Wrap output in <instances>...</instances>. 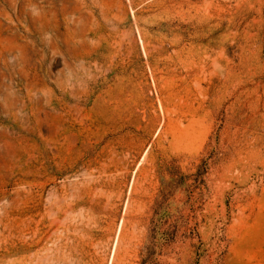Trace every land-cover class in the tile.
<instances>
[{
	"label": "rangeland",
	"instance_id": "1",
	"mask_svg": "<svg viewBox=\"0 0 264 264\" xmlns=\"http://www.w3.org/2000/svg\"><path fill=\"white\" fill-rule=\"evenodd\" d=\"M101 1L94 36L92 0H0V83L69 125L0 96V264H264V0Z\"/></svg>",
	"mask_w": 264,
	"mask_h": 264
},
{
	"label": "bare ground",
	"instance_id": "2",
	"mask_svg": "<svg viewBox=\"0 0 264 264\" xmlns=\"http://www.w3.org/2000/svg\"><path fill=\"white\" fill-rule=\"evenodd\" d=\"M92 3L98 7V16H89V18L86 19V23L89 30L91 29L93 31L94 36H97V31L99 32L102 26L100 18L107 17L108 13L113 15V7L112 5H107L101 0H92ZM131 82L130 74L123 73L117 75L114 83L106 87L105 95L111 106L120 104L124 98H127L128 95H130ZM0 96L5 104L6 113L14 120L23 121V123L28 125L32 121L41 123L44 118H51L54 121L55 130L61 136H65L68 132L69 125L66 116V109L61 106H55L53 103L54 99L61 102L62 98L49 95L37 101L31 99L26 100L17 94L8 92L4 83H0ZM64 105L67 107L66 104Z\"/></svg>",
	"mask_w": 264,
	"mask_h": 264
}]
</instances>
